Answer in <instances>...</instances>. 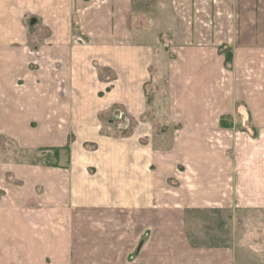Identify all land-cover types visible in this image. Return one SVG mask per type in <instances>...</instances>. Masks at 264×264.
Returning a JSON list of instances; mask_svg holds the SVG:
<instances>
[{
	"label": "crops",
	"instance_id": "crops-1",
	"mask_svg": "<svg viewBox=\"0 0 264 264\" xmlns=\"http://www.w3.org/2000/svg\"><path fill=\"white\" fill-rule=\"evenodd\" d=\"M161 2L0 0V264H264V0Z\"/></svg>",
	"mask_w": 264,
	"mask_h": 264
},
{
	"label": "rangeland",
	"instance_id": "rangeland-1",
	"mask_svg": "<svg viewBox=\"0 0 264 264\" xmlns=\"http://www.w3.org/2000/svg\"><path fill=\"white\" fill-rule=\"evenodd\" d=\"M141 1H142V5L139 7V10L141 13L140 14L141 24L144 27L148 26V24L150 23L151 21L149 20L150 16H151L150 19H152L153 17H157L161 19L160 21L159 20L158 22L154 21L153 24H151V26H153L152 28L155 29V31L163 29V23L165 22L162 21H164L165 18H171V20L175 22L173 18V12L171 11L170 6L169 5L165 6V4L161 2V0H141ZM159 82L160 85L158 84L159 88H158V92L156 93V97L154 100L151 101L152 108H156L155 110H157V112L162 111L164 108H167V102L165 99L166 96L165 93H163V88H164L163 77ZM61 157L64 158L63 156ZM248 215L250 216V218L254 220L253 222H258V223L262 222V224H264V213L258 212V213H250ZM241 220H243V217Z\"/></svg>",
	"mask_w": 264,
	"mask_h": 264
},
{
	"label": "trees",
	"instance_id": "trees-1",
	"mask_svg": "<svg viewBox=\"0 0 264 264\" xmlns=\"http://www.w3.org/2000/svg\"><path fill=\"white\" fill-rule=\"evenodd\" d=\"M225 55H226V59H227V61H229V60L231 59V57H230V52H225Z\"/></svg>",
	"mask_w": 264,
	"mask_h": 264
}]
</instances>
